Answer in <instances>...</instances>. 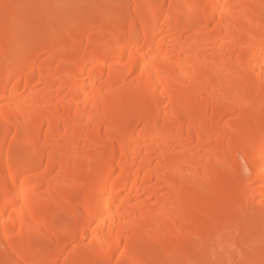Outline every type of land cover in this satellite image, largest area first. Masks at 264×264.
Returning a JSON list of instances; mask_svg holds the SVG:
<instances>
[{
    "label": "bare ground",
    "instance_id": "1",
    "mask_svg": "<svg viewBox=\"0 0 264 264\" xmlns=\"http://www.w3.org/2000/svg\"><path fill=\"white\" fill-rule=\"evenodd\" d=\"M56 2L0 0V264H264V0Z\"/></svg>",
    "mask_w": 264,
    "mask_h": 264
},
{
    "label": "rangeland",
    "instance_id": "2",
    "mask_svg": "<svg viewBox=\"0 0 264 264\" xmlns=\"http://www.w3.org/2000/svg\"><path fill=\"white\" fill-rule=\"evenodd\" d=\"M88 3V4H92V3H95V0H91V1H89V0H85V3ZM54 3H57L56 2V0H54V2H53V0H52V4L50 3V6L45 10V11H40V12H38V14H36L34 17H31L30 15H28V14H26V13H24L23 15L21 14L20 15V17H18L17 19H16V22H15V25H16V29H18V30H20L21 29V27L23 26V24H25L28 20H33V21H35V23L33 24L34 26H33V29H32V33L30 34V38H32L31 37V35H33V34H35V33H37L36 31H40V30H42L43 28H46V26H45V24L44 23H42L41 22V19L42 18H47V17H52V16H54V14L58 11V9L59 8H57V4H54ZM86 3V4H87ZM31 6H34L36 9H40V6L39 5H27V7L29 8V7H31ZM27 10V9H26ZM28 15V16H27ZM38 31V32H39ZM34 36V35H33ZM54 43H56V41H54ZM51 45V44H50ZM53 46V42H52V45H51V47ZM54 46H55V44H54ZM52 50H53V47L51 48ZM39 86V85H38ZM38 86H36V88H38ZM40 87V86H39ZM4 92H6V91H4ZM5 94V93H4ZM14 100V99H13ZM15 100H17V96L15 97ZM205 109H207V111L209 112V113H212V112H216V110H217V105H214V104H207V105H205V107H204ZM253 109V110H252ZM259 111V112H258ZM244 112H246V115H249L248 117L250 118V116H251V119L250 120H253V121H251V123H253V122H255L256 121V119H257V121H259L260 119H261V116H260V114H261V112H260V110L256 107H254V108H251V110H246V111H244ZM248 113V114H247ZM253 117V118H252ZM256 123V122H255ZM242 123H240V122H237L236 123V128H239L240 127V125H241ZM245 175V174H244ZM35 188H37V187H35ZM41 190V189H43V187H41V188H37V190ZM55 211L54 210H52V215H54V214H56V215H54V216H57V218H59V219H63V220H66L67 222H68V218L67 217H65V215H66V213H65V210L64 211H62V210H59V212H57V210H56V212L57 213H54ZM61 216V217H60ZM263 223H264V218L263 217H261V218H258V219H256V220H254V223H253V229H254V231H257V232H261L262 231V229H261V227H262V225H263ZM194 231H195V234H200V233H202V231H201V229H198V228H196V229H194ZM262 233H264V230L262 231ZM225 233H222L219 237H217V239H216V242L218 241V240H222V239H225V236L226 235H224ZM13 236V235H12ZM38 235H36V236H34L33 238V242H34V246L32 247L33 249L32 250H36V248H37V246L36 245H38V246H40L41 244H48V238H47V236H44V235H42V237L40 236V234H39V237H37ZM225 243H224V247H223V249H220L218 252H216V253H223V251L224 250H228L229 251V253L231 252V250H232V246H231V244L227 241V240H225L224 241ZM255 242L256 241H254V244H255ZM256 244H257V242H256ZM255 244V245H256ZM73 244H71V245H68L69 247H67L66 248V250L64 251V253L62 254V256L63 257H61L60 256V259L61 258H66V254L68 253V252H66L68 249H69V251L72 249V246ZM35 247V248H34ZM71 248V249H70ZM37 251V250H36ZM65 252H66V254H65ZM8 253L6 252V250H5V247L2 245V243L0 242V256H6ZM65 254V255H64ZM9 256V255H8ZM175 256H176V254H173V255H171V257L169 258L170 259V261H172L174 258H175ZM64 258V259H65ZM47 260H49L48 258L47 259H45L43 262H42V264H48V263H50V261H47ZM171 264H175V263H171Z\"/></svg>",
    "mask_w": 264,
    "mask_h": 264
}]
</instances>
